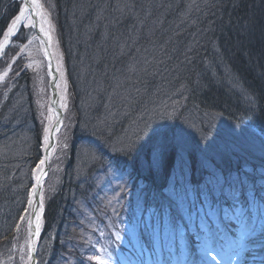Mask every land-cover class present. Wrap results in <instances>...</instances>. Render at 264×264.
Instances as JSON below:
<instances>
[{
  "label": "rangeland",
  "instance_id": "374dc122",
  "mask_svg": "<svg viewBox=\"0 0 264 264\" xmlns=\"http://www.w3.org/2000/svg\"><path fill=\"white\" fill-rule=\"evenodd\" d=\"M15 1L20 6L27 3ZM174 2H182L180 16L169 8L167 13L171 19L148 18L144 21L146 26L131 27L135 41L145 32L143 39L148 48L138 52L129 65L112 73L107 85L99 89L96 85L98 94H93L104 99L103 108L98 116L89 115L86 125L77 122L70 102L53 0H37L40 21L49 35L51 58L56 65L55 87L62 110L61 123L53 139L50 132L58 110L51 102L48 52L32 11L17 25L3 48L10 36L5 35V30L0 38V110L8 106L13 113L11 107H22L27 108L29 115L19 118L26 120L24 123L16 118L7 122L6 114L0 121V128L5 129L0 137V161H17L11 166L4 163L0 192L4 195L18 189L22 198L16 202L23 201L18 206L20 214L13 213L17 215L15 235L0 242V264H31L33 190L43 175L37 191L39 206L31 221L37 219L40 230L46 199L59 187L65 172L73 128L82 123L80 128L87 131L93 119L94 125H107L108 131L104 132L121 146L124 154L145 140L151 130L167 131L168 139L176 146L181 142L176 149L181 161L175 163L168 180L177 179L184 188L168 191L163 200L160 197V201H154L152 189L146 192L140 185L130 187L127 174L114 172V165L103 161L92 144L87 149H78L72 163L75 165L72 178L79 188L87 181L92 182L91 195L96 202L93 208L83 203L85 208L79 218L85 226L77 238L79 243L74 241L78 255L76 258L67 255L65 264H198L201 242L209 232L216 237L223 253L215 262L208 259L207 264H264V126L232 96L227 99L233 92L223 67L212 65V68L202 59H206L207 51L214 56L216 45L209 40V26H202L200 31L199 23L207 20L210 24L217 19L216 15H223L218 6L221 0ZM179 6L176 4L177 9ZM196 47L205 48L201 59L195 58ZM32 117L34 123L30 121ZM8 134L12 136L10 142L5 139ZM162 139L154 140V154L164 146L160 144ZM191 141L199 142L201 147L196 154L199 168L204 167L214 175L211 186L203 192L198 188V181H192L196 178L187 177L189 170L183 163L188 155L184 146ZM26 145L29 146L25 148ZM24 148H31L28 156L33 157L38 151L41 154L30 166L28 184L27 162L23 167L20 159ZM223 154L234 163L243 162L245 168L240 173L233 169L218 170L215 162H220ZM8 170L7 176L1 174ZM172 184L170 181L166 185ZM191 201L195 209L189 206ZM39 230L34 240L35 250ZM38 261L35 254V264Z\"/></svg>",
  "mask_w": 264,
  "mask_h": 264
},
{
  "label": "trees",
  "instance_id": "16d2710c",
  "mask_svg": "<svg viewBox=\"0 0 264 264\" xmlns=\"http://www.w3.org/2000/svg\"><path fill=\"white\" fill-rule=\"evenodd\" d=\"M53 3L70 102L75 108L77 122H85L86 125L89 115L98 116L103 108L104 99L93 94H98L95 90L96 85L98 84L97 89L107 85L111 81L112 73L129 65L138 52L147 47L143 39L145 32H141L142 38L135 41L131 27L139 29V26H146L144 21L148 18L161 21L171 19L167 13L169 8L175 9L179 16L180 11L183 14L180 10L182 2H174V0L172 2L171 0H53ZM19 4L15 0H0V38L18 13ZM176 4L180 5L178 9ZM218 6L221 7L223 15H216L217 19L210 24L207 20L199 23L200 31H203L202 26H209V40L216 45L215 54L211 56L208 51L205 54L204 47H196L198 56L195 58L201 59L205 54L206 59H202L212 68L214 65L223 67L224 77L230 79L229 89L233 92L232 95H226L227 99L232 96L233 100L239 103L238 105L242 104L247 113L255 116L264 126V0H224L223 3L221 0ZM105 21L107 22L104 23ZM104 89L105 87L103 91ZM11 108L13 113L8 110V106L3 110L1 108L0 121L5 114L7 122L14 121L13 118L19 120L21 116L29 115L25 111L27 108ZM19 121L24 123L26 120ZM30 121L34 123L33 117ZM94 123V119L90 121L87 131L80 128L81 124L73 128L71 150L64 168L65 172L59 187L47 197L44 206L36 245L38 264H65L67 255L74 257L78 255L74 241L76 239L79 243L77 238L85 226L84 220L82 221L79 215L84 205L93 208L96 202L93 200L94 195H91L92 182L87 181L82 188H79L80 185L72 178L71 174L75 166L72 163L78 149H87L92 144L103 161L114 165V172L127 174V184H130V187L136 188L140 185L141 190L146 192L152 189L154 201H160V197L163 200L162 197L168 196V191L184 188L177 179L168 180L171 177L170 171L176 167L175 163L181 161L176 156V149L181 146V142L176 146L172 139H162L160 144L164 146L159 151L163 156L157 162L156 154L152 149L155 145L153 140L146 137L141 143H136L130 152L124 154L122 149L120 150L121 146L111 140L108 132H104L108 131L107 125H94ZM113 123L115 121L111 124ZM117 127L119 128V124ZM22 129L23 127L19 131ZM3 133L5 129L0 128V137ZM11 138L12 136L8 134L5 139L10 142ZM28 146L26 145L25 148ZM184 147L188 152L186 161L183 162L189 170L187 177L196 178L192 181L197 180L198 188L203 192L211 186L214 175L204 167L199 168L196 157L201 148L199 142L191 141ZM25 148L20 159L23 161L21 162L23 167L27 162L28 171L25 173L27 180L30 176V166L36 163L41 154L38 151L33 157L28 156L32 147ZM223 155L220 162H215L218 170L233 169L240 173L241 169L245 168L246 164L243 162L238 164L236 160L234 163L226 159L225 154ZM13 161L1 160L0 172L6 165L17 164L16 160ZM9 170L1 174L7 176ZM259 170L258 172H263ZM170 181L173 184L166 185ZM9 191L4 195L0 192V242L15 235L17 215L13 213L20 214L21 209L18 206L23 204V201L16 202L20 196L22 198L18 189L15 192ZM189 204L195 209L193 201Z\"/></svg>",
  "mask_w": 264,
  "mask_h": 264
},
{
  "label": "snow or ice",
  "instance_id": "6c2138e0",
  "mask_svg": "<svg viewBox=\"0 0 264 264\" xmlns=\"http://www.w3.org/2000/svg\"><path fill=\"white\" fill-rule=\"evenodd\" d=\"M36 7V0H30V2L23 4L19 8V14L15 15V17L11 20L10 25L7 27V32L5 35H12L15 33L17 25L24 19L27 18V13L31 8ZM47 131V129H46ZM157 137H162L164 140L168 139V132L167 131H160L158 129H153L148 134L149 140H156ZM163 153L161 151H156V159L157 162H159L162 159ZM41 164L44 163L43 160L40 161ZM34 194L36 193V190L34 189ZM31 203V200L29 201ZM41 207H42V200L40 201ZM21 220H23V217H21ZM39 230V227L37 226V232ZM201 258L198 264H207V260L211 259L213 262L217 260L219 256L223 253V248L219 246L218 241L216 237L211 233L205 234L203 237V240L201 242ZM91 259H97V258H91ZM102 264V262H101ZM195 264V262H194Z\"/></svg>",
  "mask_w": 264,
  "mask_h": 264
},
{
  "label": "bare ground",
  "instance_id": "6f19581e",
  "mask_svg": "<svg viewBox=\"0 0 264 264\" xmlns=\"http://www.w3.org/2000/svg\"><path fill=\"white\" fill-rule=\"evenodd\" d=\"M28 2H30V0H27V3H28ZM30 11H32V13H33V15H34V17H35L36 28H37V30H38V34H39V36H40V38H41V41L44 43V45H45V47H46V51H48V54H49V56H50V58H51L52 56H51V51H50V43H49L50 40H49V35H48L47 31L45 30V28H44L42 22L40 21L41 19H40V17H39L40 13H39V11H38L37 0H36V7L31 8ZM50 58H49L48 60H49V63L51 64L52 72L57 73L55 62H54V60H53V62H52V59H50ZM54 104H56V110H58V111H56V113H55L57 120H56V122H55V124H54L53 131L51 132V136H52L51 138H53V137L55 136L57 130L59 129V126H60V123H61V112H62L61 108L59 107L60 102H59L58 99L56 100V103H54ZM59 109H60V110H59ZM42 173H44V172L42 171ZM42 176H43V175L40 176L39 181H38V185H37V187L35 188L36 193H37V191H38L39 183H40V181H41ZM38 192H39V191H38ZM33 200H34V205H33V206H34V208H35V212H36V210H37V208H38V206H39L38 193L35 194ZM36 220H37V219H36ZM36 220H35V222H33V224H32V225H33V228H36V227H37V222H36Z\"/></svg>",
  "mask_w": 264,
  "mask_h": 264
},
{
  "label": "water",
  "instance_id": "95a60500",
  "mask_svg": "<svg viewBox=\"0 0 264 264\" xmlns=\"http://www.w3.org/2000/svg\"><path fill=\"white\" fill-rule=\"evenodd\" d=\"M27 1V0H26ZM11 37H12V35H10L7 39H6V41H5V43L3 44V48L5 47V46H7V44L9 43V41L11 40ZM46 48V47H45ZM48 52V51H47ZM48 56H49V54H48ZM49 58H50V56H49ZM51 59V58H50ZM52 62H53V60H52ZM49 70H50V74H51V77H50V81H49V88H50V91H51V102H52V104L54 105V103H55V101H56V99H57V91H56V87H55V81H56V79H57V73H55V72H52V69H51V64H49ZM54 126V125H53ZM52 131H53V127H52ZM51 131V132H52ZM51 132H50V139H53V138H51L52 136H51ZM34 211H35V208H34V206H33V209H32V211H31V217H30V226H31V239H30V252H31V256H32V262H31V264H35V242H34V240H35V238H36V235H37V230H36V228H33V222H31L32 221V219H33V217H34Z\"/></svg>",
  "mask_w": 264,
  "mask_h": 264
}]
</instances>
